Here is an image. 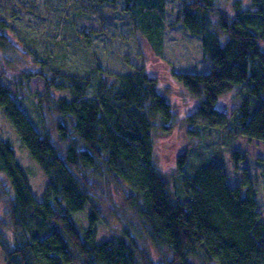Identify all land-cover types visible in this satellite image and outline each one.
I'll list each match as a JSON object with an SVG mask.
<instances>
[{
  "label": "trees",
  "instance_id": "obj_1",
  "mask_svg": "<svg viewBox=\"0 0 264 264\" xmlns=\"http://www.w3.org/2000/svg\"><path fill=\"white\" fill-rule=\"evenodd\" d=\"M167 1L98 0L122 2L157 56L163 55ZM175 1L181 5L176 22L200 38L211 70L174 71V78L200 99L197 114L209 124L225 126L234 139L264 142V101L254 106L252 101L264 96V0ZM0 29V48L32 65L22 72L18 89L27 90L34 77L45 81L30 95L38 125L1 82L0 113L48 180L39 200L12 142L0 133V176L8 185L0 179L5 204L0 250L6 264H158L147 240L169 252L162 264H264V215L247 174L232 186L221 166L200 157L195 162L190 151L178 156L171 177L158 168L155 134L168 133L175 116L145 67L116 73L97 62L99 82L92 86L89 77L62 71L49 54L41 58L34 43L22 42L21 49L13 42L12 23L0 21ZM81 35L91 48L94 32ZM235 89L245 97L227 121L218 103ZM232 158L240 162L245 154L235 151ZM112 188L123 192L141 229L111 232L99 242L103 217L96 203H109ZM88 203L92 208L83 227L75 215Z\"/></svg>",
  "mask_w": 264,
  "mask_h": 264
},
{
  "label": "rangeland",
  "instance_id": "obj_2",
  "mask_svg": "<svg viewBox=\"0 0 264 264\" xmlns=\"http://www.w3.org/2000/svg\"><path fill=\"white\" fill-rule=\"evenodd\" d=\"M224 4L231 9L230 1ZM123 8L122 2L111 5L101 4L98 0H0V21L14 25L17 37L13 36V42L21 49L22 42L25 45L34 43L41 58L44 59L49 54L53 64L62 71L89 77L92 79V86L99 82L95 70L97 62L106 71L116 73H127L134 68L145 67L151 77L157 79V90L170 102L175 116L168 133L158 131L155 134L158 168L171 177L175 174L178 156L190 151L195 162L200 157L221 166L232 186H239L247 174L264 215V142L243 136L234 139L224 129L225 126L221 128L219 125L209 124L205 117L197 114L200 99L184 90L173 76L174 71L191 73L211 70V64L203 56L200 38L191 35L182 24L176 22L181 5L175 0L166 3V10L162 15L164 39L161 56H157L149 40L135 29L131 16L123 12ZM86 31L94 32L91 48L86 47L81 35ZM1 32L3 31L0 29ZM222 42L225 44L226 41L223 39ZM31 67L10 50L0 48V82L38 125L30 95L44 88V79L32 78L27 90L17 87V83L23 78L22 72ZM236 89L221 97L218 103V110L227 116V121L233 118L235 110L245 97L239 96ZM252 101L253 106L259 104L264 101V96L260 100L252 98ZM190 119L195 121L193 126L189 123ZM193 130L197 131V137L189 135ZM0 133L12 142L18 159L29 174L34 194L39 200H43L47 177L37 162L30 158L16 131L1 113ZM235 151L243 152L245 160L234 161L232 157ZM202 165L203 163H199L198 167ZM0 179L3 181L1 176ZM3 183L7 185L5 179ZM108 200L109 203H96L103 217V221L99 223V242L105 240L111 232H120L126 228L136 229L134 231L141 229L139 221L125 204L121 190L112 188ZM91 208L88 203L82 212L75 215L80 226H88ZM4 211L5 204L0 203L3 218ZM140 236L143 238V233ZM146 246L158 264H162L170 256L167 250L159 251L149 240ZM0 264H6L1 250ZM74 264L80 262L76 261Z\"/></svg>",
  "mask_w": 264,
  "mask_h": 264
}]
</instances>
